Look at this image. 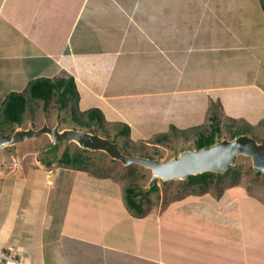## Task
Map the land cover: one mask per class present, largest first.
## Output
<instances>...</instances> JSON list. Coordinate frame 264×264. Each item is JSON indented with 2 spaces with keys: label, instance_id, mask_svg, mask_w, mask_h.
I'll use <instances>...</instances> for the list:
<instances>
[{
  "label": "crops",
  "instance_id": "crops-1",
  "mask_svg": "<svg viewBox=\"0 0 264 264\" xmlns=\"http://www.w3.org/2000/svg\"><path fill=\"white\" fill-rule=\"evenodd\" d=\"M251 1L0 0V104L36 77L71 76L80 109L99 108L134 137L201 124L214 103L221 119L255 125L264 118V14ZM8 159L0 251L16 264L264 262V247L234 233L245 234L238 217L259 205L239 184L218 197L152 202L135 216L116 177Z\"/></svg>",
  "mask_w": 264,
  "mask_h": 264
},
{
  "label": "trees",
  "instance_id": "trees-1",
  "mask_svg": "<svg viewBox=\"0 0 264 264\" xmlns=\"http://www.w3.org/2000/svg\"><path fill=\"white\" fill-rule=\"evenodd\" d=\"M258 1L264 14V0ZM52 99L58 103L59 110L65 109L67 106L71 107V120L79 125L80 128L90 131H99L101 134L109 136L104 127L106 121L99 108H79L78 93L74 84V80L71 76H57L51 78L41 76L29 80L21 90L10 91L4 96L0 104V137L10 134V132L13 130V126L21 123L22 114L30 101L41 100L43 102H48ZM206 119H209L207 120L209 122L208 126H205V124L201 123L187 128H176V126L171 125L167 131L156 134V141L167 138L170 133L177 132L182 134L191 131L195 132L196 135V138L193 142V147H201L205 144H209L218 140L220 138V132L225 127L228 132L227 136L229 138L237 133H244L245 131L242 132L237 130L242 126V124H245L248 129L253 130L255 134H258L260 137L258 141L264 143V118L259 120L255 125H250L244 121L236 120L234 118L221 119L218 112V105L214 103L208 108ZM107 123L120 125L119 127L116 126L118 129L114 133V135L117 137L128 136L129 127L127 124L122 122ZM9 128L11 130L6 133L5 131ZM246 134L249 133L247 132ZM116 136H110V138L118 144L123 152L127 153V150H124L123 147L119 145L118 141L116 140ZM87 152L93 151L81 148L77 145L74 151H70L67 147H64L56 161L58 165L64 167L84 169L96 175H103L102 173L92 169L94 164L90 161V157ZM98 153L105 154L101 151H98ZM111 160L113 161V159ZM52 161V158H48L45 162L51 163ZM125 168L128 169L129 172L135 173L139 171L146 176L148 173H150L149 169L144 168L136 163H131L125 166ZM249 168L253 169L251 166ZM237 170V165H234L229 167L223 173L206 171L198 174H191L183 180H176L182 184V187L177 189L180 192L178 197L185 194H201L208 192L213 188V186L219 187V190L216 192L219 196L226 187L238 183L239 176ZM125 178L128 180L132 179L131 177L129 178L126 176ZM133 180H135V177ZM172 181L174 180H166L161 182L168 184ZM158 190L159 187L157 181H155L154 185L149 188H145L135 181H133V183H128L127 185L123 186L124 204L132 215H144L147 210V206L153 202L149 194L155 192L157 195Z\"/></svg>",
  "mask_w": 264,
  "mask_h": 264
},
{
  "label": "rangeland",
  "instance_id": "rangeland-1",
  "mask_svg": "<svg viewBox=\"0 0 264 264\" xmlns=\"http://www.w3.org/2000/svg\"><path fill=\"white\" fill-rule=\"evenodd\" d=\"M251 2L254 5V1L252 0ZM207 120L209 119H206L204 121L205 123L203 122L202 124L208 126L209 122ZM43 121H46V123L50 126H53L54 124L58 123V126L60 128H80L79 125H77L74 121L71 120V107L67 106L65 109L59 110L58 103L54 99L48 102H43L41 100L30 101L22 114V120L19 124H21L22 126H27L28 122H31L33 124V127H38L43 123ZM17 125H14L13 129ZM116 126L119 127L120 125H113L107 122L104 124L105 130L108 132L109 136L103 135L99 131L95 132L110 138V136H116L114 135L115 131L118 129L116 128ZM9 130L11 129L9 128L5 132H9ZM239 130L242 132L245 131L244 133L248 132L249 135L253 136L257 140L260 138L258 134L254 133L253 130L248 129L245 124H242V126L239 127L237 131ZM227 133L228 132L226 130V127L223 128V130L219 134L220 138H229L227 136ZM156 134L149 137H134L130 134L129 128L128 136H116V140L118 141L119 145L123 147L124 150H127L126 154H138L159 159H168L169 157H171L182 149H188L193 147V142L196 138L195 132L189 131L182 134L174 132L170 133L167 138H163L160 141H156ZM64 147H67L70 151H74L76 149L75 143L60 142L55 145H52L50 143L49 138L45 134H42L34 139H28L22 142H18L14 145L4 147L0 151V162L2 164L4 163V165H7L6 162L9 160L8 158H10V162H14L15 160L24 161L28 159H35L39 163H44L48 158H52L54 164H58L56 160ZM87 154L90 157V161L94 164L92 168L93 170L98 171L99 173H102L104 175H110L118 178L122 186H125L128 183H133V181H135L143 187L147 188L146 185L148 183L150 173H148L146 176L145 174H142L139 171L135 173L129 172L128 169L125 168V166L127 165H123L120 161L119 163L118 160L115 159H113L112 161V158L107 156L106 153L102 154L98 153V151H93L87 152ZM235 165H237L238 167L237 172L239 176V181L236 184H239L243 188V190L248 191L251 194H255L257 200L259 201H253L254 203H259V205H255L254 210L249 207V210H247L248 214L243 212V214L241 213V216L238 217L240 222H242V225H244V230L246 231L243 235L240 234V231L237 229L234 232L235 236L240 237V235H242L245 241L256 243L255 245L258 248L264 247V172L257 173L253 169H250L249 167L251 166V161L249 157L245 156H239ZM49 166H51V164ZM45 167H47V165ZM125 176L129 178L131 177V180H133V178L135 177V180H128L125 178ZM176 180L179 179H175L174 181L169 182L168 184H164L165 182L162 183L161 180H156L159 187L158 194L156 195L155 192L149 194L153 203H160L159 205H162L163 203H167V201H169L170 199L178 197V194L180 192L177 189L182 187V184ZM218 190L219 187L213 186V188L210 189L208 192H210L213 196L218 197L216 193ZM261 200L263 202H261ZM260 202L263 204H261ZM246 217L249 219L248 224L250 225V228L246 224ZM247 227L249 229H247Z\"/></svg>",
  "mask_w": 264,
  "mask_h": 264
},
{
  "label": "water",
  "instance_id": "water-1",
  "mask_svg": "<svg viewBox=\"0 0 264 264\" xmlns=\"http://www.w3.org/2000/svg\"><path fill=\"white\" fill-rule=\"evenodd\" d=\"M45 134L51 144L60 142L75 143L81 148L92 151H103L110 158L123 165L139 164L150 170L147 188L156 180H183L191 174L206 171L223 173L234 166L239 156L249 157L251 167L256 172H264V143L246 133L220 138L201 147L182 149L168 159L124 153L118 144L107 136L95 131L75 127H62L58 123L50 126L43 121L38 127L31 122L27 126L18 124L9 135L0 137V151L28 139Z\"/></svg>",
  "mask_w": 264,
  "mask_h": 264
},
{
  "label": "built area",
  "instance_id": "built-area-1",
  "mask_svg": "<svg viewBox=\"0 0 264 264\" xmlns=\"http://www.w3.org/2000/svg\"><path fill=\"white\" fill-rule=\"evenodd\" d=\"M1 259H5V260H10L11 262H13V264H16V260L11 259L10 256L8 254H6L5 252L0 251V260Z\"/></svg>",
  "mask_w": 264,
  "mask_h": 264
}]
</instances>
